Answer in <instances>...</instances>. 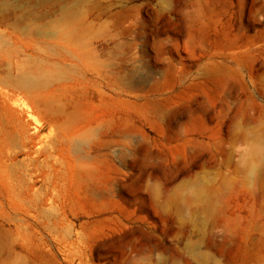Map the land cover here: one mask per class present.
<instances>
[{"label":"rangeland","instance_id":"rangeland-1","mask_svg":"<svg viewBox=\"0 0 264 264\" xmlns=\"http://www.w3.org/2000/svg\"><path fill=\"white\" fill-rule=\"evenodd\" d=\"M1 1L0 264H264V0Z\"/></svg>","mask_w":264,"mask_h":264},{"label":"bare ground","instance_id":"bare-ground-1","mask_svg":"<svg viewBox=\"0 0 264 264\" xmlns=\"http://www.w3.org/2000/svg\"><path fill=\"white\" fill-rule=\"evenodd\" d=\"M4 5L6 6V8H7V10H9L10 9V7L9 6H7L6 4H5V1H1V3H0V21H2L3 20V16H4V14H6L3 10H5V7H4ZM10 11H8L7 13L8 14H11V13H9ZM8 14H6V16L8 15ZM5 19V18H4ZM249 163H251V162H249ZM247 169H246V172H249L250 173V167L248 166V167H246ZM253 168V166L251 167V169ZM249 182V181H248ZM205 183V182H204ZM203 182L201 183V184H199L200 186H196L195 184H194V189H193V196H192V198L194 199V204H196L195 202L197 201V202H199V199H203L204 201H205V203H206V200H208L209 199V197H210V194L211 193H208L210 190L211 191H213V188L212 189H209L208 187V185L210 184H208V182H207V184H204ZM197 184V183H196ZM204 184V185H203ZM249 184V183H248ZM211 186V185H210ZM219 189V188H218ZM222 190V189H221ZM210 191V192H211ZM220 192H222V191H220ZM218 194H219V191H218ZM213 196V195H212ZM211 196V197H212ZM210 197V199H212ZM202 200V202L200 201V203L199 204H201V203H203L204 201ZM208 202V201H207ZM210 202V201H209ZM198 204V203H197ZM203 205V204H202ZM201 205V206H202ZM207 205V204H206ZM209 205H211V202H210V204ZM203 207H204V205H203ZM206 209H209V207H206ZM204 211H205V209H204ZM205 212H208V211H205ZM205 214V213H204Z\"/></svg>","mask_w":264,"mask_h":264}]
</instances>
